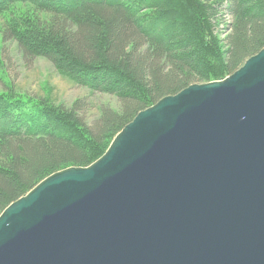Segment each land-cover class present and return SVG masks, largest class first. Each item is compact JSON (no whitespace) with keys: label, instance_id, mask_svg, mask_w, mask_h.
I'll list each match as a JSON object with an SVG mask.
<instances>
[{"label":"water","instance_id":"1","mask_svg":"<svg viewBox=\"0 0 264 264\" xmlns=\"http://www.w3.org/2000/svg\"><path fill=\"white\" fill-rule=\"evenodd\" d=\"M0 264H264V48L11 202Z\"/></svg>","mask_w":264,"mask_h":264},{"label":"trees","instance_id":"2","mask_svg":"<svg viewBox=\"0 0 264 264\" xmlns=\"http://www.w3.org/2000/svg\"><path fill=\"white\" fill-rule=\"evenodd\" d=\"M170 1L0 0L3 42L121 103L91 119L87 99L66 107L0 93V213L48 175L94 162L139 111L226 77L264 48V0ZM19 4L28 5L20 15Z\"/></svg>","mask_w":264,"mask_h":264},{"label":"rangeland","instance_id":"3","mask_svg":"<svg viewBox=\"0 0 264 264\" xmlns=\"http://www.w3.org/2000/svg\"><path fill=\"white\" fill-rule=\"evenodd\" d=\"M159 1L175 4L170 0ZM27 6L17 5L19 15L23 14ZM6 18V14H0V93L12 91L19 94V97L46 99L55 105L63 104L66 107L71 106L77 99H87L90 103L87 115L91 119L100 113L102 105H108L115 110L121 109V103L115 95L93 92L78 85L58 71L47 58L25 59L16 41L3 42L2 29ZM224 26L219 24L216 27L219 38L224 37Z\"/></svg>","mask_w":264,"mask_h":264}]
</instances>
